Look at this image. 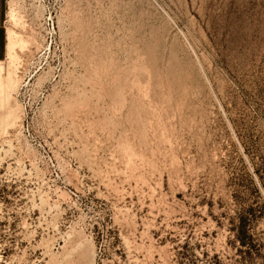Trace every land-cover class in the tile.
Masks as SVG:
<instances>
[{
  "label": "rangeland",
  "instance_id": "rangeland-1",
  "mask_svg": "<svg viewBox=\"0 0 264 264\" xmlns=\"http://www.w3.org/2000/svg\"><path fill=\"white\" fill-rule=\"evenodd\" d=\"M6 28L0 264H264V0H6Z\"/></svg>",
  "mask_w": 264,
  "mask_h": 264
},
{
  "label": "crops",
  "instance_id": "crops-1",
  "mask_svg": "<svg viewBox=\"0 0 264 264\" xmlns=\"http://www.w3.org/2000/svg\"><path fill=\"white\" fill-rule=\"evenodd\" d=\"M8 51V31L6 28V0H0V61Z\"/></svg>",
  "mask_w": 264,
  "mask_h": 264
},
{
  "label": "trees",
  "instance_id": "trees-1",
  "mask_svg": "<svg viewBox=\"0 0 264 264\" xmlns=\"http://www.w3.org/2000/svg\"><path fill=\"white\" fill-rule=\"evenodd\" d=\"M247 234V231H246V222L245 221H242L240 223V225L235 229V235H236V239L238 241V243L240 245H245L247 242H246V235Z\"/></svg>",
  "mask_w": 264,
  "mask_h": 264
}]
</instances>
